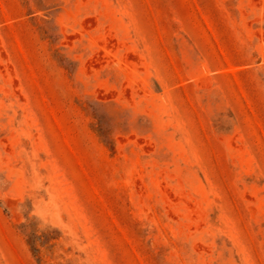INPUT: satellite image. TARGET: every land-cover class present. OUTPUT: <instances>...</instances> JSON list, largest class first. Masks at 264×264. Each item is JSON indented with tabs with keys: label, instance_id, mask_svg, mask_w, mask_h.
Returning a JSON list of instances; mask_svg holds the SVG:
<instances>
[{
	"label": "rangeland",
	"instance_id": "rangeland-1",
	"mask_svg": "<svg viewBox=\"0 0 264 264\" xmlns=\"http://www.w3.org/2000/svg\"><path fill=\"white\" fill-rule=\"evenodd\" d=\"M0 264H264V0H0Z\"/></svg>",
	"mask_w": 264,
	"mask_h": 264
}]
</instances>
